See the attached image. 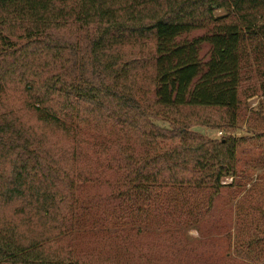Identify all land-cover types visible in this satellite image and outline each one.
Listing matches in <instances>:
<instances>
[{
  "label": "trees",
  "instance_id": "1",
  "mask_svg": "<svg viewBox=\"0 0 264 264\" xmlns=\"http://www.w3.org/2000/svg\"><path fill=\"white\" fill-rule=\"evenodd\" d=\"M16 22L29 41L49 40L65 24L86 29L89 41L82 58L71 50L77 59L70 85L46 75L40 48L25 46L22 63L0 58V94H20L16 109L0 100V264H80L72 249L83 221L78 178L53 141L71 140L87 119L121 134L135 131L144 144L148 135L176 140L134 169L126 162V178L143 196H157L167 184L218 191L225 178L236 179L237 137L191 131L209 127L199 117L176 129L121 79L150 66L158 107L179 115L185 108L224 111L226 122L214 128L233 129L243 64L252 57L264 69V0H0V40Z\"/></svg>",
  "mask_w": 264,
  "mask_h": 264
},
{
  "label": "rangeland",
  "instance_id": "2",
  "mask_svg": "<svg viewBox=\"0 0 264 264\" xmlns=\"http://www.w3.org/2000/svg\"><path fill=\"white\" fill-rule=\"evenodd\" d=\"M24 35L20 22L2 29L0 58L6 56L4 64L22 63L25 46L31 45L43 50L38 49L36 58L46 75L61 76L69 85L74 82L77 58L71 50L83 57L89 41L86 29L65 24L52 29L49 40L34 42ZM55 46L62 52L56 54ZM15 68L19 69L20 64ZM263 70L252 57L243 64L238 118L233 129L214 128L226 122L224 111L185 108L179 115L158 107L155 73L150 66L134 67L121 79L129 94L142 98L150 111L161 113L158 119L175 121L176 129L199 117L209 127H193L191 131L207 138L232 134L239 139L236 179L225 178L218 191L210 185L195 188L167 184L157 196L146 197L133 190L134 184L124 171L126 162L134 169L137 163L172 149L176 140L165 143L155 138L153 142L154 136L148 135L144 144L135 131L121 134L111 126H97L87 119L74 126L71 140L53 141L55 150L63 148L66 152H62L63 157L57 155L67 167L72 166L78 178L77 212L83 221L72 249L80 264H264ZM4 93L0 100L16 109L20 94L8 89ZM155 125L169 127L162 120H156Z\"/></svg>",
  "mask_w": 264,
  "mask_h": 264
}]
</instances>
